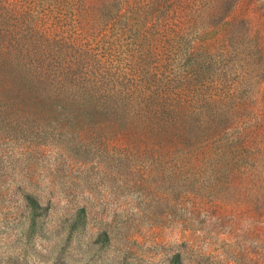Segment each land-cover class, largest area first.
Wrapping results in <instances>:
<instances>
[{
	"label": "trees",
	"instance_id": "obj_1",
	"mask_svg": "<svg viewBox=\"0 0 264 264\" xmlns=\"http://www.w3.org/2000/svg\"><path fill=\"white\" fill-rule=\"evenodd\" d=\"M196 1L0 0V141L27 153L71 136L161 166L200 224L217 225L227 204L264 224V0ZM22 192L28 223L62 202L32 183ZM65 201L68 238L89 211ZM183 247L170 264H187Z\"/></svg>",
	"mask_w": 264,
	"mask_h": 264
},
{
	"label": "rangeland",
	"instance_id": "obj_2",
	"mask_svg": "<svg viewBox=\"0 0 264 264\" xmlns=\"http://www.w3.org/2000/svg\"><path fill=\"white\" fill-rule=\"evenodd\" d=\"M257 18L263 41L264 12ZM68 138L67 145L46 140L27 153L19 140L0 141V264H170L183 243L189 245L187 264H264L259 209L227 204L217 225L214 219L200 224L203 212L193 213L195 206L168 193L161 166L120 161ZM26 183L62 199L33 224L22 199ZM68 197L69 205L87 204L89 214L86 226L67 238L61 213ZM185 219L192 223L187 232ZM103 230L108 241L98 239Z\"/></svg>",
	"mask_w": 264,
	"mask_h": 264
}]
</instances>
